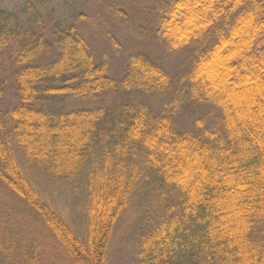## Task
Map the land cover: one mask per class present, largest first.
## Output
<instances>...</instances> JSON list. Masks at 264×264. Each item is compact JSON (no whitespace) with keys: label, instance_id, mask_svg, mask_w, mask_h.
Instances as JSON below:
<instances>
[{"label":"trees","instance_id":"trees-1","mask_svg":"<svg viewBox=\"0 0 264 264\" xmlns=\"http://www.w3.org/2000/svg\"><path fill=\"white\" fill-rule=\"evenodd\" d=\"M154 1V38L187 59L180 77L142 53L115 77L82 12L45 16L43 0L20 13L0 6V52L15 47L18 99L0 114V185L15 202L5 206L13 221L0 220V264H47L51 246L68 264H110L128 215L134 264H264V95L241 105L209 77L228 56L225 80L264 85V0ZM106 42L119 51L115 37ZM156 96L158 110L148 102ZM69 98L91 104L67 110ZM204 106L212 112L182 126ZM38 178L81 192L83 211L68 215L82 220L81 235ZM18 215L35 228L28 241L16 235Z\"/></svg>","mask_w":264,"mask_h":264},{"label":"rangeland","instance_id":"rangeland-1","mask_svg":"<svg viewBox=\"0 0 264 264\" xmlns=\"http://www.w3.org/2000/svg\"><path fill=\"white\" fill-rule=\"evenodd\" d=\"M26 1L27 0H0V6L3 9L20 13L22 5ZM31 1L37 2L38 0ZM43 1L44 3L41 5L40 9L42 10V14L45 16L53 13L55 18L73 20L72 17L78 11L82 12L83 15L88 18V21L84 22V29L85 34L90 41L91 48L97 57H100L104 52L108 55L111 62V69L115 77L120 76L122 66L128 56L140 53L149 55L150 58L156 61L157 64L173 76L180 77L188 69V65L186 63L187 59H185L184 55H173L167 53L163 46L154 38L152 33L153 21L151 18V11L155 8L154 0H128L124 3H120L119 5L117 3L108 4L103 0ZM111 5L115 6V10L121 11L122 15L117 13L118 11H115L113 9L114 7H111ZM184 12L192 13L193 11L191 8H188ZM179 25L184 26L185 24L179 22ZM187 26L188 25H185L184 29H186ZM107 34L118 40L120 44L119 51L113 50L106 42L108 36ZM237 42L238 40H235V42L231 45L233 46L232 51L235 50L236 52L234 45H236ZM14 51L15 47L13 46L0 52V114L12 110L18 103L17 93L13 82V76L15 73V68L13 66ZM221 53H224V50H221ZM228 58V56L226 58L224 57L221 59L222 62L219 58H216L213 64L210 65V80L215 82L218 88L223 89L226 92H233V94L235 93L239 96L242 95L243 98H239L241 105H244L247 100H257V94L260 92L264 95V85H255V82L252 80L250 82H242L243 86L245 84L251 86V88L249 87L247 90L244 87L242 88L241 83L240 85L233 83L235 76H228V81L224 79L227 74L229 75L227 65L230 64L231 61L228 60ZM251 89L253 91L250 93ZM67 102L68 103L65 105L67 110L88 107L89 104H91L87 101H79L72 98H69ZM148 102L152 109L158 110L162 104V98L156 96L151 98ZM251 110L252 108H250V111ZM214 111L215 109H213V112ZM210 112H212V108L204 106L199 108L197 113L190 116L185 113L183 116L185 119H183L182 126L185 128H191L193 127L195 120L206 116ZM263 113L264 112L260 114L261 117H264ZM38 179L39 182L37 180V184H39L40 190L45 191V188L48 189L47 194L53 199L55 207L61 211L64 219L66 221L68 220L67 223L71 226V228L77 234L81 235L83 233L82 220H80L79 216L74 215H80L83 211L84 204H82L81 201V192L75 189L76 187L70 189L62 188L58 185L48 186L47 180L44 181L41 180V178ZM68 190L72 193L68 192ZM14 203L13 198H11V196L0 185L1 221H13V218L10 217L5 206H13ZM70 212H74L71 217L68 216ZM22 216L18 215L16 217V235L17 237L18 234L20 235L21 241H28V239L32 237L28 228H35L34 226L28 224L25 217ZM128 219L130 220L129 215L128 217H124L119 223L116 231V239L111 245L110 264H134L133 248L135 244L133 236L137 225L129 222ZM44 262L47 264H68L63 256V252L57 246H51V248L47 249V254L44 256Z\"/></svg>","mask_w":264,"mask_h":264}]
</instances>
